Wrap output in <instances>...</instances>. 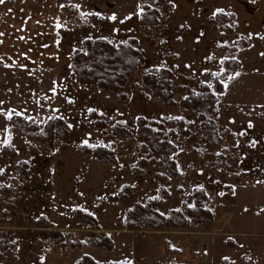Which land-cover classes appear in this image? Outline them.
I'll list each match as a JSON object with an SVG mask.
<instances>
[{
    "label": "rangeland",
    "instance_id": "obj_1",
    "mask_svg": "<svg viewBox=\"0 0 264 264\" xmlns=\"http://www.w3.org/2000/svg\"><path fill=\"white\" fill-rule=\"evenodd\" d=\"M60 1L51 42L22 61L0 54V264H264V0ZM87 39H135L146 62L123 91L101 92L70 67ZM161 74L172 106L144 83ZM203 92L218 100L220 145L185 102ZM56 118L63 136L44 130ZM140 119L171 154L139 137ZM97 148L117 164L87 153ZM196 191L211 221L187 214ZM147 206L189 223L127 230L126 214ZM100 233L112 249L89 246Z\"/></svg>",
    "mask_w": 264,
    "mask_h": 264
},
{
    "label": "trees",
    "instance_id": "obj_2",
    "mask_svg": "<svg viewBox=\"0 0 264 264\" xmlns=\"http://www.w3.org/2000/svg\"><path fill=\"white\" fill-rule=\"evenodd\" d=\"M146 58L143 52L139 49L137 41L130 39L126 43H120L114 45L106 40L102 39H87L84 42V50L74 54L70 59V67L73 72L80 78L89 83L94 84L99 91L109 92L111 90L121 92L127 86L129 78L137 72V70L144 65ZM144 83L152 89L153 93L159 98V100L166 105H174L175 101L172 97L171 90V75L161 74L159 77L144 78ZM219 93L223 92L222 84H219ZM204 89L207 90V87ZM205 90V91H206ZM123 101H127L124 94L121 95ZM193 100V101H192ZM187 106L198 110L201 113L202 129L207 141L213 145L221 144V137L219 134L218 124L216 123V117L218 115L217 104L218 100L213 94L203 92L201 97H195L189 95L188 100L185 101ZM206 108H205V105ZM138 134L139 137L151 145V150L156 155L171 154V148H165L161 140L164 135L159 132H153L151 129L144 126L142 119L139 120ZM19 128L23 134L29 138L34 137L32 134L31 126L28 123L19 124ZM46 132L59 133L61 136L67 133L66 122L61 118L49 120L45 127ZM175 150H172L174 153ZM94 158L101 161L110 163L112 165L117 164L116 153L113 149L97 148L91 152ZM174 163V162H173ZM175 164V163H174ZM173 176L177 172H172ZM198 191L195 192L194 203L195 207L189 209L187 214L191 221L198 223H205L212 220V214L208 210H204L201 205V198L198 196ZM207 213L206 216L205 214ZM136 215L141 220L138 225H133L130 220ZM187 217L181 212H171L168 217H165L155 210L151 206L135 208L133 211H129L126 214L124 224L127 230L141 231L143 228H151L153 230H161L165 225L169 224L173 227H186L188 225ZM95 232H98L99 228L95 227ZM112 239L108 238L104 234H95L92 240L89 242V246L97 247L104 250H110L113 248ZM78 264H96V261L85 256Z\"/></svg>",
    "mask_w": 264,
    "mask_h": 264
},
{
    "label": "crops",
    "instance_id": "obj_3",
    "mask_svg": "<svg viewBox=\"0 0 264 264\" xmlns=\"http://www.w3.org/2000/svg\"><path fill=\"white\" fill-rule=\"evenodd\" d=\"M61 6L60 0H5L0 4V51L8 53L0 54L22 61L36 45L44 44L47 38L51 42L59 28Z\"/></svg>",
    "mask_w": 264,
    "mask_h": 264
},
{
    "label": "snow or ice",
    "instance_id": "obj_4",
    "mask_svg": "<svg viewBox=\"0 0 264 264\" xmlns=\"http://www.w3.org/2000/svg\"><path fill=\"white\" fill-rule=\"evenodd\" d=\"M5 2V0H0V4H3ZM61 7H64L63 5L61 6ZM71 7H73V8H79L80 6L79 5H71ZM9 11H11V9H9ZM87 15H99V14H97V13H81V16L82 17H86ZM128 18H130V17H128ZM109 19H111V20H115L116 19V16H115V14H113L111 17H109ZM0 35H3V33H0ZM238 75V74H237ZM91 111V110H90ZM9 118H11L10 116H9ZM251 126V125H250ZM5 143H7V141H5ZM86 143V142H85ZM129 264H130V262H129Z\"/></svg>",
    "mask_w": 264,
    "mask_h": 264
},
{
    "label": "built area",
    "instance_id": "obj_5",
    "mask_svg": "<svg viewBox=\"0 0 264 264\" xmlns=\"http://www.w3.org/2000/svg\"><path fill=\"white\" fill-rule=\"evenodd\" d=\"M74 243V238L70 237L67 239V249H71L72 244Z\"/></svg>",
    "mask_w": 264,
    "mask_h": 264
}]
</instances>
